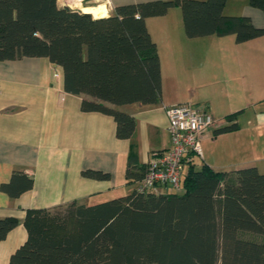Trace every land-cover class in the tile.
Instances as JSON below:
<instances>
[{"label":"trees","instance_id":"trees-1","mask_svg":"<svg viewBox=\"0 0 264 264\" xmlns=\"http://www.w3.org/2000/svg\"><path fill=\"white\" fill-rule=\"evenodd\" d=\"M227 1H150L94 18L58 0H0V62L47 59L61 68L64 91L82 96L80 110L112 117L116 137L128 140L135 121L121 108L161 100L160 60L145 20L179 8L188 39L234 36L241 44L264 36V27L248 17L224 15ZM242 1L264 15V0ZM236 117L226 116L229 124L215 133L236 131ZM145 172L128 167L125 177L139 182ZM82 176L109 179L98 171ZM32 188L33 179L22 172L0 184L13 199ZM65 207L62 213L61 207L27 209L26 240L8 264H264V243L241 237H264V174L255 167L227 173L193 163L185 167L181 193L134 191ZM18 225L14 217L0 219V242Z\"/></svg>","mask_w":264,"mask_h":264},{"label":"crops","instance_id":"crops-1","mask_svg":"<svg viewBox=\"0 0 264 264\" xmlns=\"http://www.w3.org/2000/svg\"><path fill=\"white\" fill-rule=\"evenodd\" d=\"M150 1L171 0L100 3L108 7V16L117 6ZM223 13L248 17L255 27H264L263 13L246 1L228 0ZM145 25L160 60L161 100L154 106L121 108L135 121L128 140L116 137L112 117L82 112V96L64 91L61 68L47 59L0 62V184L13 172L33 179V188L15 199L0 191V219L19 221L0 242V264H8L26 240L22 222L27 209L73 202L92 206L136 191L139 182L126 180L128 167H146L152 155L170 148L165 108L189 104L217 122L202 136V159L195 166L227 173L255 167L264 174V36L241 44L234 36L188 39L179 8L147 18ZM230 114H237L238 129L216 134L229 124L225 118ZM84 171L107 173L109 179L86 178Z\"/></svg>","mask_w":264,"mask_h":264},{"label":"built area","instance_id":"built-area-1","mask_svg":"<svg viewBox=\"0 0 264 264\" xmlns=\"http://www.w3.org/2000/svg\"><path fill=\"white\" fill-rule=\"evenodd\" d=\"M165 112L170 148L152 155L136 189L139 193L158 187L181 193L185 167L202 159L200 140L217 123L210 113L189 104L168 107Z\"/></svg>","mask_w":264,"mask_h":264},{"label":"rangeland","instance_id":"rangeland-1","mask_svg":"<svg viewBox=\"0 0 264 264\" xmlns=\"http://www.w3.org/2000/svg\"><path fill=\"white\" fill-rule=\"evenodd\" d=\"M60 1V2H59ZM67 0H58V5L60 6V7H64V6H66V7H68V8H71V9H73V10H76V11H79V7L80 6H77L76 5V2H75V0H68L67 2H66ZM70 1V2H69ZM85 2V0H82L81 2H79V5H81V7L85 4L84 3ZM101 2V0H90V2L89 3H87L86 5L87 6H97V4L98 5H100V4H103V3H100ZM62 3V4H61ZM73 3V4H72ZM105 5V4H104ZM106 6V5H105ZM108 8V7H107ZM197 162V161H196ZM199 167V165L197 164L196 165V168H198ZM66 207L65 206H62L61 207V209H60V212L62 213V212H64L65 210H63V209H65ZM241 237L243 238V239H249V240H253V241H257V242H261V243H264V237L263 236H257V235H253V234H249V233H243V234H241Z\"/></svg>","mask_w":264,"mask_h":264},{"label":"bare ground","instance_id":"bare-ground-1","mask_svg":"<svg viewBox=\"0 0 264 264\" xmlns=\"http://www.w3.org/2000/svg\"><path fill=\"white\" fill-rule=\"evenodd\" d=\"M81 1L82 0H75L76 5L77 6H80L79 8H80V10H81L82 13L90 14L94 18H105L107 16V8H106V6L104 4H100V5H97V6H82L81 7V5H79V2H81Z\"/></svg>","mask_w":264,"mask_h":264}]
</instances>
